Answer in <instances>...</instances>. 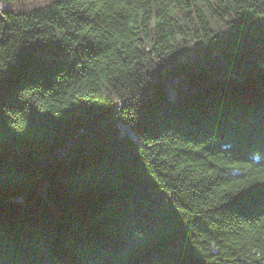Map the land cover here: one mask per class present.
I'll return each instance as SVG.
<instances>
[{"label":"trees","instance_id":"1","mask_svg":"<svg viewBox=\"0 0 264 264\" xmlns=\"http://www.w3.org/2000/svg\"><path fill=\"white\" fill-rule=\"evenodd\" d=\"M0 264H264V0L0 10Z\"/></svg>","mask_w":264,"mask_h":264},{"label":"rangeland","instance_id":"2","mask_svg":"<svg viewBox=\"0 0 264 264\" xmlns=\"http://www.w3.org/2000/svg\"><path fill=\"white\" fill-rule=\"evenodd\" d=\"M51 0H8L0 2V10L28 11L49 3Z\"/></svg>","mask_w":264,"mask_h":264}]
</instances>
